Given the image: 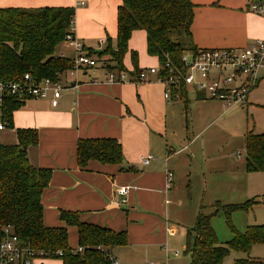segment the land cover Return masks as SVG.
Here are the masks:
<instances>
[{
	"label": "crops",
	"instance_id": "crops-1",
	"mask_svg": "<svg viewBox=\"0 0 264 264\" xmlns=\"http://www.w3.org/2000/svg\"><path fill=\"white\" fill-rule=\"evenodd\" d=\"M191 1L195 5L190 27L195 47L242 48L255 39H264V18L248 10L246 0ZM120 4L121 0H0V8L72 7L74 35L93 50L99 49L102 39L109 38L115 44ZM131 51L137 52L139 69L159 64L156 56L147 53L142 29L134 30L128 40L123 64L129 73L133 71ZM57 54L71 58L74 51L61 43ZM101 66L99 62L72 76L60 74L64 88L56 107L48 98L25 99L13 112L12 127L0 129L8 131V141L0 139V144H16L17 129L37 131L38 141L27 148L26 154L32 166L52 170L41 195L46 227L64 225L59 217L61 210L77 211L82 221L126 231V245L110 249L112 264H140L146 254L153 255L155 259L150 262L154 264H173L172 259L178 256L167 247L168 241L180 233L186 238L187 229L204 206V197L193 194L192 176L203 178L208 171L219 169L204 157V148L200 152L191 146L206 126L237 106L225 107L221 101L190 88L184 100L167 103L160 83H108ZM128 78L134 76L128 74ZM248 100L249 94L245 105ZM182 122L185 128L181 132ZM93 138L116 139L122 148V162L92 159L80 167L77 142ZM148 156L144 164L141 158ZM167 170L173 173L168 189ZM120 187H128L126 195L118 194ZM123 198L125 203H121ZM173 203L175 208L183 204L185 213L171 210ZM67 230L69 246L77 250V228L68 226ZM50 264L62 261L50 259Z\"/></svg>",
	"mask_w": 264,
	"mask_h": 264
},
{
	"label": "trees",
	"instance_id": "trees-1",
	"mask_svg": "<svg viewBox=\"0 0 264 264\" xmlns=\"http://www.w3.org/2000/svg\"><path fill=\"white\" fill-rule=\"evenodd\" d=\"M195 5L191 0H121L117 8L115 44L110 39L101 49H87V53L108 72H127L123 59L128 51V40L134 30L146 33L147 53L158 58L159 64L169 61L178 66L183 53L196 47L192 41L191 24ZM72 7L0 8V82L19 80L29 74L34 80L57 79L72 67L70 58L57 52L73 23ZM135 77L137 52L131 51ZM104 57H106L104 59ZM186 89L182 90V100ZM25 99L4 96L0 104V120L12 127V115ZM16 144H0V223L10 225L19 240L36 250L48 252L47 259H60L62 264H112L110 249L127 243L126 231L82 221L80 212L59 213L62 226L46 227L42 220L41 195L48 186L52 170L36 168L27 158V148L36 145L38 133L33 129H17ZM77 162L85 167L89 160L101 163L122 162V148L114 138L79 139ZM246 171L264 170V133L245 132ZM256 200L243 204L222 205L215 201V211L205 213L201 206L194 223L186 231V250L190 264H220L231 251L247 252L254 244L264 243V225H248L237 230L230 222V214L247 210ZM223 210L231 238L220 245L211 219ZM68 226H75L78 246L68 243ZM2 234L0 233V240ZM60 252V254H58ZM43 264V263H40ZM233 264H256L249 258H238Z\"/></svg>",
	"mask_w": 264,
	"mask_h": 264
},
{
	"label": "built area",
	"instance_id": "built-area-1",
	"mask_svg": "<svg viewBox=\"0 0 264 264\" xmlns=\"http://www.w3.org/2000/svg\"><path fill=\"white\" fill-rule=\"evenodd\" d=\"M246 6L248 10L264 18V0H246ZM106 41L100 40L98 48L105 45ZM62 43L74 51V55L70 58L72 67L66 71L69 75L72 76L79 70L99 65V62L87 53L88 48L83 42L74 35L73 23ZM59 56L65 57L62 54ZM263 74L264 39H255L242 48L196 47L182 54L178 66L166 61L157 66L141 68L132 79L128 78V73L125 71L119 73L106 71L105 78L108 83L130 80L158 82L163 86V99L167 103L181 101L182 90L190 88L210 99L219 100L224 105L233 107V105L241 106L247 103L250 90L258 85ZM59 76L57 79L34 80L27 73L19 80L0 82V104L4 96L13 95L21 99L48 98L50 105L56 107L64 88ZM5 126V123H0V129ZM240 156L237 152L236 157ZM150 157H142L141 161L146 164ZM172 179L173 173L167 170V189L170 188ZM127 191L128 187H120L117 190L121 196L126 195ZM121 203H125V198L121 199ZM0 233L2 234L0 264H40L49 257L48 252L23 244L10 225L0 223ZM77 250L82 251L83 248L79 246ZM172 254L179 256V250H172Z\"/></svg>",
	"mask_w": 264,
	"mask_h": 264
},
{
	"label": "rangeland",
	"instance_id": "rangeland-1",
	"mask_svg": "<svg viewBox=\"0 0 264 264\" xmlns=\"http://www.w3.org/2000/svg\"><path fill=\"white\" fill-rule=\"evenodd\" d=\"M248 101L250 105L245 103L243 107L237 106L235 110H228L222 119L206 126L199 133L194 147L191 146L194 150L198 148L200 152L204 148L202 152L206 154L204 157H209L219 168L208 171L203 178L195 174L192 176L193 194L195 197H204L205 213L215 211V201L229 205L256 200L247 210H236L230 214L231 224L239 231H243L248 225H264V170L246 171L244 165L245 132L250 130L255 134L264 133V77L250 90ZM184 128L182 122L181 132ZM6 133L7 129L0 131L2 141H8ZM237 152L241 155L239 158L236 157ZM200 158L202 159V154ZM175 206L173 203L171 210ZM174 212L185 213L183 204L176 207ZM211 224L219 244H225L232 233L223 210H219L212 217ZM186 245V238L181 233L170 238L167 247L179 250V256L172 259L173 264H190V252L186 250ZM244 257L253 259L256 264H264V243L252 245L247 252L231 250L220 264H233L236 259ZM154 259L153 255L146 254L145 262L140 264H147ZM43 264H50V259H44Z\"/></svg>",
	"mask_w": 264,
	"mask_h": 264
}]
</instances>
